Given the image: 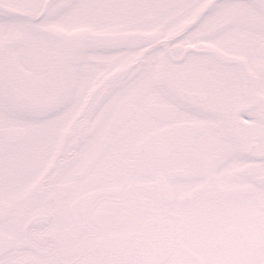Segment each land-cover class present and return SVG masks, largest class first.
Returning <instances> with one entry per match:
<instances>
[{"label": "snow or ice", "instance_id": "obj_1", "mask_svg": "<svg viewBox=\"0 0 264 264\" xmlns=\"http://www.w3.org/2000/svg\"><path fill=\"white\" fill-rule=\"evenodd\" d=\"M0 264H264V0H0Z\"/></svg>", "mask_w": 264, "mask_h": 264}]
</instances>
